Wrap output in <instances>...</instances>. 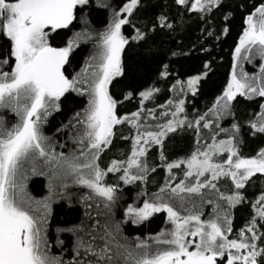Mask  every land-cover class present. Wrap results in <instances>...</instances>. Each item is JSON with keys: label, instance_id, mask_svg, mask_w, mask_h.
Listing matches in <instances>:
<instances>
[{"label": "trees", "instance_id": "1", "mask_svg": "<svg viewBox=\"0 0 264 264\" xmlns=\"http://www.w3.org/2000/svg\"><path fill=\"white\" fill-rule=\"evenodd\" d=\"M263 2L220 0L210 11L201 12L191 10V0L185 5L177 0H139L130 15L121 13L120 18L128 20L121 29L128 40L121 54L123 73L112 79L108 90L116 101L118 118H131L136 112L140 116L134 123L129 120L113 126L111 143L101 146L96 164L107 172L113 161L124 162L131 157L138 133L159 132L173 119L184 123L175 131L168 132L162 145L152 141L143 145L146 154L139 159L146 164L147 171L139 173L133 168L130 175L143 174L144 180L126 183L121 179L123 168L107 172L101 183L116 189L113 202L77 183L75 174L66 175L64 169L53 166L55 162L47 164L44 158L39 157L29 159L30 165L33 163L37 167L22 168L18 181L23 184L27 197L49 203L43 234L50 257L58 258L61 264H126L122 255L126 249L134 255L145 251L138 249V244L150 245V252L166 248L167 245H157L153 239L173 229L165 211L135 220L128 213V208H140L145 201L156 202V194L166 183L175 187L184 181L191 186L197 178L201 182L211 178L210 172L204 177H197L194 172L193 176L185 179L189 170L186 163L171 171L167 165L187 161L197 151H208L214 141L218 144L221 140L231 139L238 152V156L233 157L234 161L256 157L264 149V133L252 127L254 122L259 127L264 97L253 95L249 98L237 94L227 109L223 108V102L217 104L228 84L235 48L245 30L247 17ZM127 3L129 0H88L86 5L77 8V18L69 28L50 33L49 43L55 47H65L75 33H81L65 66L69 79L91 80L100 60L101 34ZM161 17L165 18L164 25L160 22ZM137 30L143 34L142 39H133ZM10 53L8 39L0 35V58L9 61L0 66V71H12L14 57ZM248 58L250 66L244 65L243 71L249 77L257 76L264 59L252 54ZM197 76L201 79L194 85L193 92L188 81ZM77 87L81 91L66 92L57 102L58 108L49 109L50 114L40 124V131L47 138L44 142L46 151H54L58 156L63 154L68 160L78 157V162L84 163L96 150H90V140L85 136L87 128L83 123L89 107L90 97L85 91L89 84L81 83ZM149 89L158 91L144 99L140 93ZM181 100L184 101L183 111L177 113ZM202 116L204 119L196 125ZM19 121L11 107H0V128L11 130ZM205 123L210 126L205 128ZM229 155L228 152H215L211 162L225 164ZM198 158L203 159L202 156ZM83 171L87 176L88 170ZM213 183L216 184L215 189L205 187L200 193L181 194L185 197L183 207L187 211L180 209L178 198L169 201L167 192L164 201L179 210L182 216L189 212L198 213L206 221L219 216L218 222L223 224V217L227 215L232 229L227 233L229 240L237 239L240 231L252 227L255 220L254 231L260 239L250 242L255 243L258 249L264 248V218L257 215V201L264 195V174H254L241 189H236L230 176H220ZM237 191L243 199L234 206L221 198V194L229 196ZM245 235L250 237L251 233L245 232ZM88 245H91V252L86 251ZM105 245L109 249L108 255L113 257L111 261L107 256L99 255ZM225 259L226 256L222 260L217 258V264ZM257 264H264V255L257 257Z\"/></svg>", "mask_w": 264, "mask_h": 264}, {"label": "snow or ice", "instance_id": "2", "mask_svg": "<svg viewBox=\"0 0 264 264\" xmlns=\"http://www.w3.org/2000/svg\"><path fill=\"white\" fill-rule=\"evenodd\" d=\"M177 2L185 5L189 0ZM87 3L88 0H0V35L8 39L10 54L14 57L12 71H0V107H11L20 116V122L11 130L0 128V264H61L58 258L50 257L46 251L43 226L47 223L49 203L47 200L37 201L25 195L24 186L18 181L22 162L38 157L44 158L47 164L55 162L53 166L64 169L66 175L75 174L77 183L86 185L98 196L113 202L116 189L101 183L107 172L123 168L124 175L121 179L126 183L144 180L146 177L143 174L130 175L133 168L138 169L139 173L147 171L146 164L139 159L146 154L143 145L149 141L162 145L163 137L184 123L183 120L173 119L159 132L138 133L131 157L127 161H113L107 172L99 168L96 160L102 151L101 146L111 143L113 126L129 120L134 123L140 116V113L136 112L131 118L127 116L118 118L115 113L116 101L108 90L112 79L123 73L121 54L128 43L121 31L128 20L120 18V15L121 13L130 15L139 0H129L101 34L102 53L96 66L97 70L91 74V80L80 77L69 79L65 75L64 66L68 63L70 53L77 46L81 33H75L65 47L59 48L52 47L48 37L51 32L69 28L77 18V8ZM219 3L220 0H194L191 3V10L210 11L212 6ZM254 17L257 18L255 22ZM160 22L164 25L165 18L161 17ZM142 38L143 34L137 30V35L133 39ZM248 54L264 59V3L247 17V27L235 48L237 61L246 59ZM8 63V59L0 58V66ZM200 79L201 77L197 76L188 81V86L193 92L194 85ZM81 83L89 84L85 91L90 97L89 107L83 119L87 128L85 136L90 140V150H96L91 152V159L84 163L78 162V157L68 160L63 154L58 156L54 151H46L44 142L47 138L40 131V124L50 114L49 109L58 108L57 102L66 92L81 91L77 87ZM153 91L158 89H149L140 95L148 99ZM238 93L249 98L253 95L264 97V65H261L257 76L249 77L247 73L241 71L240 79L237 78L234 68L231 81L217 100V104L223 101V108L227 109L229 102ZM183 103V100L179 102L177 113L183 111ZM79 115L77 113V116ZM173 115L175 117L176 114ZM203 119V116L200 117L195 122L196 125ZM203 126L207 128L210 125L205 123ZM252 127L264 133V111L260 115L259 127L255 122L252 123ZM233 128L238 131L235 125ZM215 152L230 153L225 164L211 162ZM201 156L203 159L198 158ZM236 156L238 152L233 147V141L228 139L221 140L218 144L214 141L208 151L203 153L197 151L187 161L168 164L167 168L171 171L181 163H186L189 170L185 173V179L193 176L194 172L197 177H204L205 173L210 172L211 178H205L204 182L197 178L191 186L186 185L184 181L175 187L166 183L165 187L160 189V193L156 194V202L145 201L142 208H128V213L135 215L139 220L147 219L153 213L166 211L168 219L175 227L153 238L157 245H167L166 248L150 252L148 251L150 245L141 243L136 247L145 251L137 255L126 249L122 254L126 264H217V258H225L226 254L227 264L236 262L257 264V257L264 255V248L258 249L255 243L250 242L260 239L254 231L255 220L252 227L240 231L237 239L229 240L227 233L232 229L227 215L223 217V224L218 222L221 219L219 216L216 219L202 221L200 214L189 212L182 216L179 210L164 201V194L167 192L169 201L178 198L181 202L180 209L187 211L183 207L185 197L181 195L182 193H200L205 187L215 189L216 184L213 181L220 176H230L235 182L236 189H241L244 182L254 174H264V149L257 157L236 159L234 163L233 157ZM84 169L88 170L87 176ZM221 198L233 206L243 199L238 191L229 196L221 194ZM257 205V215L264 218V206H259L264 205V195L259 198ZM245 232H250L251 236L245 235ZM81 244L83 246V242ZM86 251H92L91 245L86 247ZM108 251V246L105 245L99 255L107 256L111 261L113 257L108 255ZM92 254L97 255L95 252Z\"/></svg>", "mask_w": 264, "mask_h": 264}, {"label": "rangeland", "instance_id": "3", "mask_svg": "<svg viewBox=\"0 0 264 264\" xmlns=\"http://www.w3.org/2000/svg\"><path fill=\"white\" fill-rule=\"evenodd\" d=\"M192 2H194V0H191V3ZM264 3V2H263ZM255 12V11H254ZM253 12V13H254ZM257 18L256 17H254V22H255V20H256ZM246 27H247V22H246ZM246 27H245V29H246ZM238 45H239V43H238ZM237 45V46H238ZM101 49H102V45H101ZM101 53H102V50H101ZM101 53H100V55H101ZM245 55V53L243 52V50H242V56H244ZM252 56H253V54H252ZM255 56V55H254ZM249 54L247 55V58L246 59H241V60H239V61H237L236 60V58H235V54H234V64H233V68H232V71H231V73H230V77H229V80H228V83L231 81V77H232V72H233V69L235 68V71H236V73H237V78L238 79H240V72L241 71H243V69H244V65H246L247 64V61H249ZM99 62H100V60L98 61V64H99ZM250 66V64H247V67H249ZM13 68H14V65H13ZM244 72V71H243ZM243 82V81H242ZM228 85V84H227ZM226 88H227V86H226ZM226 88H225V90H226ZM224 90V91H225ZM224 93V92H223ZM239 94V93H238ZM223 95V94H222ZM221 102H223V101H220V104H221ZM221 106V105H220ZM18 117L20 118V116L18 115ZM20 122V121H19ZM258 156V155H257ZM256 156V157H257ZM39 158H41L42 159V157H39ZM254 158V157H253ZM243 159V158H242ZM251 159V158H250ZM31 160V159H30ZM236 161V160H235ZM235 161H234V159H233V162L235 163ZM31 166V167H30ZM35 168V167H37V165H34L33 163H31V165H30V161L29 160H26V161H24V162H22V167H21V172H22V168L25 170V169H27V168ZM40 167V166H39ZM241 171H243V170H241ZM20 176H21V174H20ZM143 207V205L140 207V208H142ZM165 213H166V217H167V219H168V215H167V212L165 211ZM132 216V218H134L135 220H139L135 215H131ZM202 220V219H201ZM168 221L172 224V228H174L175 226H174V224L168 219ZM202 221H206V220H202ZM235 252V251H234ZM219 258V257H218ZM220 260H222V258H219ZM221 264H227V254H226V259L224 260V261H221ZM236 264H240V262H236Z\"/></svg>", "mask_w": 264, "mask_h": 264}, {"label": "water", "instance_id": "4", "mask_svg": "<svg viewBox=\"0 0 264 264\" xmlns=\"http://www.w3.org/2000/svg\"><path fill=\"white\" fill-rule=\"evenodd\" d=\"M52 47H55V46H52ZM57 48H59V47H57ZM64 72H65V66H64ZM66 75V74H65ZM67 76V75H66Z\"/></svg>", "mask_w": 264, "mask_h": 264}, {"label": "flooded vegetation", "instance_id": "5", "mask_svg": "<svg viewBox=\"0 0 264 264\" xmlns=\"http://www.w3.org/2000/svg\"><path fill=\"white\" fill-rule=\"evenodd\" d=\"M66 66V65H65Z\"/></svg>", "mask_w": 264, "mask_h": 264}]
</instances>
